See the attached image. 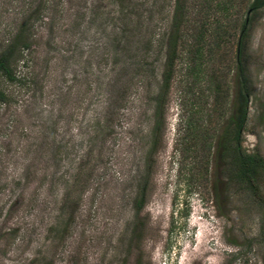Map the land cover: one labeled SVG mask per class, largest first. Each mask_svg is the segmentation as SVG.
Returning a JSON list of instances; mask_svg holds the SVG:
<instances>
[{"label": "rangeland", "instance_id": "rangeland-1", "mask_svg": "<svg viewBox=\"0 0 264 264\" xmlns=\"http://www.w3.org/2000/svg\"><path fill=\"white\" fill-rule=\"evenodd\" d=\"M253 1L0 0V264H264Z\"/></svg>", "mask_w": 264, "mask_h": 264}, {"label": "trees", "instance_id": "trees-1", "mask_svg": "<svg viewBox=\"0 0 264 264\" xmlns=\"http://www.w3.org/2000/svg\"><path fill=\"white\" fill-rule=\"evenodd\" d=\"M217 4H220V3H217ZM261 7H264V0H254L252 5H251V8L254 9V10H256L258 8H261ZM179 11H177V13ZM198 41H199V43L201 42V40H199V39H198ZM198 46L199 45L197 44V47ZM200 48L201 47L199 46L196 51H201ZM174 51H175V49H174ZM174 54L175 53H173L172 56ZM3 59H4L3 57H0V70L4 71V73H5V75L7 76L8 79H11L10 72L6 69L5 61H3ZM243 84L244 85H242L243 88H241L240 94L244 98V106H246V103H247L246 94L248 93V90H247V87H246L247 85L244 82H243ZM245 114H246V109L244 110V108H243L242 109V113H240L238 115L237 119L235 118V123L234 124L237 125L236 126L237 133H235L234 141L238 140L237 139L238 130L241 127V124L243 122ZM236 158L239 160L240 166L242 167V174L239 175L240 178L250 179L251 176L254 175L258 170L264 169V161H262V159H260L257 156H250L247 159H242V158H239V157H236Z\"/></svg>", "mask_w": 264, "mask_h": 264}]
</instances>
